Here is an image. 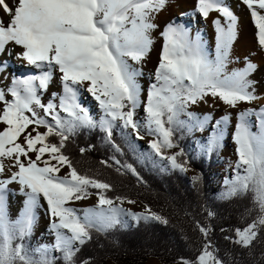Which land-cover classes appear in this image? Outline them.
<instances>
[{
  "label": "snow or ice",
  "instance_id": "1",
  "mask_svg": "<svg viewBox=\"0 0 264 264\" xmlns=\"http://www.w3.org/2000/svg\"><path fill=\"white\" fill-rule=\"evenodd\" d=\"M172 6L171 0H0V168L5 161L11 168L0 172V264H92L89 228H123L126 217L167 226L150 208L129 212L122 205L135 201L109 198L111 185L91 184L67 167L63 150L82 131L100 132L112 162L143 182L138 165L186 173L196 155L220 153L230 130L237 162L222 178L220 198L251 187L264 211V79H254L264 70L256 62L264 61V0H193V15L158 22ZM242 13L254 29V46L243 57L235 53ZM10 60L22 61L27 74L9 79ZM84 96L93 108L84 106ZM209 99L213 111L197 114ZM217 103L225 108L219 118ZM13 184L23 197L15 215ZM89 184L98 205L73 206L92 197ZM39 212L47 217V236L31 243ZM199 230L201 251L177 264H223L207 239L210 230ZM257 235L250 223L225 239L249 248Z\"/></svg>",
  "mask_w": 264,
  "mask_h": 264
},
{
  "label": "trees",
  "instance_id": "2",
  "mask_svg": "<svg viewBox=\"0 0 264 264\" xmlns=\"http://www.w3.org/2000/svg\"><path fill=\"white\" fill-rule=\"evenodd\" d=\"M115 139L118 143L123 139L119 130ZM90 145L95 148L81 154L80 149ZM184 145L191 152V139H186ZM63 151L72 170L81 178L111 185L112 191L107 192L109 198L141 201L153 213L167 219L166 227L152 221L129 228L117 226L108 232L94 226L89 228L92 240L86 247L93 254L92 264H147L152 258L163 264H177L181 256L190 260L205 244L199 230L201 225L210 230L207 239L212 242V251L223 264H264V225L260 226L249 248L225 239L234 235L236 227L245 228L250 223L256 225L262 214L259 206L253 203L251 187L247 191H237L227 200L213 191L212 171L221 165L220 153L210 158L201 155L192 158L190 165L201 172L198 182L192 183L179 171L163 173L150 164L137 166L143 182L137 181L112 162L111 148L103 142L98 131H82L68 141ZM184 159L187 160V156ZM105 160H108L107 164ZM134 160L135 155L130 154L128 162ZM87 189L91 195H96L92 187L87 186ZM221 228L227 231H221ZM3 243L0 238V244Z\"/></svg>",
  "mask_w": 264,
  "mask_h": 264
},
{
  "label": "rangeland",
  "instance_id": "3",
  "mask_svg": "<svg viewBox=\"0 0 264 264\" xmlns=\"http://www.w3.org/2000/svg\"><path fill=\"white\" fill-rule=\"evenodd\" d=\"M176 7H173V8L170 9L171 10L170 11V13H171L170 16L179 15L180 8H178V7L176 8ZM191 9H192V4H191V6L189 5L188 9H185V10H187L189 13H191L193 15V13L191 12ZM195 25H197V24L195 22V19H193L192 27L194 28ZM211 105H212V103H209L208 106L205 104V107L203 106V108L202 107L195 108L194 110L199 115L207 114L208 112L213 111V108L211 107ZM84 106H86L89 109H91L90 106H92V104L91 105H87L86 102H84ZM224 111H225V108L221 104L217 103L215 105L214 116L216 118H219L220 115ZM229 136H230V130H227L225 132V143L223 145L222 151L220 152L219 159H218L221 162V165L218 166L214 171H212V173H213L212 175L214 177V181L211 184V188L213 189V191L215 193H220V192L224 191V189L222 188V178L228 173L229 165H233L234 166L235 163L237 162V153L235 151L236 145L229 138ZM146 140H147V137H146ZM175 151L178 152L179 150L176 149ZM60 167L61 168L65 167V164H61ZM67 167L71 168L68 162H67ZM165 167H167V165ZM186 167L188 168V171L186 173L181 172V174L185 178H187V180L191 181L192 177H194V176H198L199 177L200 176L201 172L199 170H197L196 168H194L193 166H191L190 164H186ZM233 171H234V168H233ZM90 182H91V184H95L96 183V182H93V181H90ZM91 184H89L88 187H91ZM91 196L92 197L90 199H85L82 202H79V203H77L76 205H73V206H75L77 208H80V209H83V208H86V207L97 206L98 205V196L97 195H91ZM117 203H118V201H117ZM105 207H107V206H105ZM122 207H124L129 212H133V213L144 212L145 209L148 208L141 201H135V203H132V204L125 202L122 205ZM259 209H260V207H259ZM260 211H261V214H262L261 217H264V211H262L261 209H260ZM125 219L127 221L126 226H125L126 228L132 227L135 224V222L131 219V217H126ZM260 226H261V224H259V221H258V223L255 225V231L256 232L259 230ZM37 227L40 228L41 226L38 225ZM35 228L36 227H34V230H33L31 243H35V241H36L37 231H36ZM98 229H100V228H98ZM108 264H112V263L109 262ZM147 264H163V263L160 260H158V259L152 258V259H150L147 262Z\"/></svg>",
  "mask_w": 264,
  "mask_h": 264
},
{
  "label": "bare ground",
  "instance_id": "4",
  "mask_svg": "<svg viewBox=\"0 0 264 264\" xmlns=\"http://www.w3.org/2000/svg\"><path fill=\"white\" fill-rule=\"evenodd\" d=\"M171 3L173 5L171 8L177 6L178 8H180L179 14H181V13L187 11L185 9H188L189 5L191 6V4H193V0H171ZM170 9L160 16L158 22L163 23L164 21H166L170 17V14H171ZM189 15H192V14L189 13ZM241 16H242L241 33H240L239 41L235 45V53H236V55L243 57V56L247 55L248 52L254 46V29L249 22L247 13H242ZM185 19H187V17H185ZM196 27H199V25H195L194 29ZM202 30L210 31V28H209V26L204 25ZM155 60H156V57H155V55H153V58H152L153 62L148 63L146 65V67H145L146 71H151L153 69ZM256 62L260 63L262 65V68H264V61H262L258 58ZM22 63H23L22 61L10 60L11 72L8 74L9 79H11L13 75L27 74V67L26 66L21 67ZM254 79H256L257 81L264 79V70L258 71L255 74ZM52 88H53V90L56 88L55 82L53 83ZM45 99H46V97H45ZM83 101L86 102L87 105L92 104V106H90V108H93L95 105V102L93 100H91L88 96H84ZM209 103H212L211 99H209L207 106L209 105ZM203 106L205 107V104H201L197 108H199V107L203 108ZM62 168H64V167H62ZM4 169L11 171V168L9 167V164L7 161H5L4 168H0V172L4 171ZM62 174H63V172H62ZM10 187L12 188L13 192L15 193L14 195H11L9 197L11 212L13 213V215H15V213L17 212V210L19 209V207L22 203L23 197L19 194V192L17 190V185L13 184ZM38 225H40L41 227L38 228L37 227ZM34 227H36L35 229L37 231L36 239H44V237L47 236V233L45 231V229L48 227L47 217L44 216V214L42 212L38 213V221Z\"/></svg>",
  "mask_w": 264,
  "mask_h": 264
}]
</instances>
